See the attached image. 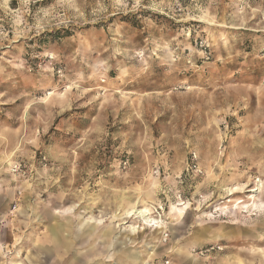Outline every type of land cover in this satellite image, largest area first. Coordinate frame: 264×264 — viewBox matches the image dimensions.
Returning a JSON list of instances; mask_svg holds the SVG:
<instances>
[{"label":"rangeland","instance_id":"374dc122","mask_svg":"<svg viewBox=\"0 0 264 264\" xmlns=\"http://www.w3.org/2000/svg\"><path fill=\"white\" fill-rule=\"evenodd\" d=\"M0 245L264 264V0H0Z\"/></svg>","mask_w":264,"mask_h":264},{"label":"crops","instance_id":"0c3cea01","mask_svg":"<svg viewBox=\"0 0 264 264\" xmlns=\"http://www.w3.org/2000/svg\"><path fill=\"white\" fill-rule=\"evenodd\" d=\"M52 236H54L53 234H51ZM34 246H35V248L39 251V252H41L42 250H45V248H44V245H35L34 244ZM68 245L67 244H65V245H60L59 247H61V248H63V249H65L66 247H67ZM14 248H12V250H13ZM10 248H8L6 245H4V246H1L0 245V264H32V263H30V261L27 259V256L26 257H24V259H21L20 261H19V259H20V256H19V254H17L16 255V260L15 261H10V262H8V261H3V259H4V257H5V254L6 253H10ZM27 251V250H26ZM4 255V256H3Z\"/></svg>","mask_w":264,"mask_h":264},{"label":"bare ground","instance_id":"6f19581e","mask_svg":"<svg viewBox=\"0 0 264 264\" xmlns=\"http://www.w3.org/2000/svg\"><path fill=\"white\" fill-rule=\"evenodd\" d=\"M134 212H135V214L138 217L141 218V220L143 221L144 224H146V223H153L154 225H158L160 223V222L155 221L154 219H152V218L149 217L150 213H149V211L147 209H143V208L142 209H136V210H134ZM158 226H155V227L161 229V227L160 226L158 227Z\"/></svg>","mask_w":264,"mask_h":264},{"label":"built area","instance_id":"2783aa9c","mask_svg":"<svg viewBox=\"0 0 264 264\" xmlns=\"http://www.w3.org/2000/svg\"><path fill=\"white\" fill-rule=\"evenodd\" d=\"M166 264H168V263H166Z\"/></svg>","mask_w":264,"mask_h":264}]
</instances>
